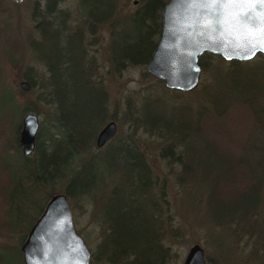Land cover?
Returning <instances> with one entry per match:
<instances>
[{
	"label": "trees",
	"instance_id": "trees-1",
	"mask_svg": "<svg viewBox=\"0 0 264 264\" xmlns=\"http://www.w3.org/2000/svg\"><path fill=\"white\" fill-rule=\"evenodd\" d=\"M42 1L44 6L39 12L35 11L36 2L33 4L31 17L40 40L30 42V47L48 77L40 84L27 70L20 78L29 89H42L37 99L44 104L53 103L61 108L65 95H85L87 116L84 123L95 125L74 136L54 123L55 132L46 129L44 141L41 129H37L34 147L24 156L17 144L19 117L37 113V108L31 103L19 105L14 91L0 85V127L4 129L0 135L5 133L7 138L0 146V230L17 233L22 230L21 223L27 220L24 234L47 200L42 194L43 189L52 191L53 184L64 179L62 190L66 197L89 196L92 195L89 187L99 178L95 173L99 164L81 163L78 166L73 161L80 150L92 142L95 146V131L105 119L108 100L105 90L90 79V70L84 62L82 36L85 32L92 35L106 26L111 40L109 60L112 66L116 69L126 65L143 66L157 38L159 12L166 0H137L135 9L123 18L117 16L115 0H78L77 11L83 23L74 28L65 25L71 18L69 12L58 8L62 0ZM214 57L220 58L210 53L199 57L202 71L208 69ZM254 58L260 62L255 61L253 68L245 67L253 60H232L227 62L228 71L210 75L211 83L200 90L203 102L194 111L188 102L167 107L166 99L146 93L137 106L127 99L125 114L129 127L142 128L169 141L162 154L168 155L170 168L179 167L178 180L205 195L206 215L211 223L223 227L234 224L236 233L254 232L257 233L256 241H260L264 239V216L261 219L257 213L264 204V73L256 70L264 64V57L256 55ZM142 76L174 96L184 93L165 88L146 71ZM64 79L73 83L67 85ZM236 107H239L237 112L227 118V129L237 128L244 134L238 140L236 136L229 141L225 138L222 144L230 145L228 151L232 150L227 153L222 148L224 145H218L219 139L215 141L204 136L202 117L220 118L229 108ZM105 145L107 154L113 152L117 160H121L120 176L116 186L111 188L106 205L100 209L99 222L106 227V232L89 262L169 264L166 251L159 242L162 224L156 217L161 210L162 198L149 192L153 184L150 167L129 141L115 140L113 135L101 147ZM14 155L19 157V162L14 160ZM148 207L152 209L149 218L157 229L145 227L150 226L143 214ZM24 234L21 240H24ZM4 247L9 246L1 245L0 249ZM16 250L21 264L20 252Z\"/></svg>",
	"mask_w": 264,
	"mask_h": 264
},
{
	"label": "rangeland",
	"instance_id": "rangeland-1",
	"mask_svg": "<svg viewBox=\"0 0 264 264\" xmlns=\"http://www.w3.org/2000/svg\"><path fill=\"white\" fill-rule=\"evenodd\" d=\"M115 1L117 16L122 18L129 15L137 6V0ZM35 2V11L39 12L44 6L42 0H20L18 2L0 0V85L14 91L19 105L31 103L37 108V113L33 114L37 116L38 131L40 129L42 131V141L46 140L44 137L46 129L49 132H55L54 123L56 126H61L62 131H70L74 136L76 133L82 134L90 129L91 125H95L94 123H89L88 125L84 123L87 116L83 100L85 95H65L63 97L64 102L60 108V106H56L53 103L44 104L37 99V95L42 89L35 87L34 89L22 90L19 87V82L22 81L20 75L24 71L29 70L28 72L40 84L45 82L48 77L44 73L42 63L37 59L36 53L30 47V42L40 40L38 31L34 28L35 21L31 17ZM77 2L78 0H62L58 5L60 10L67 11L70 14L69 18L71 19H67L65 24L67 28H74V26L80 25V22H82L81 16L77 11ZM82 39V45L85 48L84 62L86 69L90 70V79L105 90L108 98L105 119L95 131V137L105 123L114 121L116 125L115 140L129 141L132 147L143 155L145 162L150 167V177L153 184L149 192L155 196H160V199L162 198L161 210L157 212L158 215L156 217L159 218L160 224H162L163 233L159 242L166 251L169 264H182L187 249L192 244H198L201 247L205 264L264 263V239L261 238L260 241H256L257 233L254 234V232L245 231L238 234L233 230L235 229L233 227L234 224L230 227H223L211 223L206 215L205 195L199 194L198 191L195 192L194 188L183 180H178L179 167L173 166V169L170 168L167 163L168 155L162 154L163 148L169 141H164L156 133H148L142 128L133 129L129 127L126 119L127 114H125V101L127 99L132 100L137 106L141 97L145 96L146 93L163 97L166 99L167 107L188 102L194 111L203 102L200 98V90L211 83L210 75L217 76L220 71L222 73L228 71L230 66L227 65V62L221 58H212L205 72L200 67L197 86L189 92L182 93L180 96H174L170 92L163 91L159 84L153 83L149 78H142L145 65H126L123 69H116L112 66L109 60L111 40L106 26L101 27L92 35L85 32ZM251 60L253 61L245 64V67H249L248 69L254 67L253 63L255 61L260 62L258 58H252ZM259 66L256 71L264 73V64L261 63ZM240 68L243 67L241 66ZM71 81L69 79L63 80L67 85L73 83ZM238 108H233V110L229 108L225 115L220 118L202 117L204 136L210 140L219 139L218 145H224L222 148L227 153L232 150L228 151L230 145L222 144L225 142V138L229 141L236 136V140H238L244 134L237 128L227 129L229 126L227 118L236 113ZM22 117V115L19 117L20 122ZM2 131L4 129L0 127V132ZM6 141L5 133L0 135V146ZM233 142L237 143L236 141ZM105 147L106 145L96 148L92 142L89 147L80 150L78 155L74 156L75 159H73L78 166L81 163H88L89 165L99 164L95 170L97 176L99 174V178L89 187L92 195H84L77 198L65 196L70 208L74 229L86 244L90 256L97 253L98 245L106 232V227L99 222L100 209L106 205L111 188L116 186L120 176L121 160H117L113 152L107 154L104 151ZM91 155L94 156L92 157ZM97 156L99 157V159L97 158L99 163L95 161ZM14 160L16 162L20 161L17 155H14ZM74 167L76 166L74 165ZM64 183V179L57 180L53 184L52 191L49 188L50 191L43 189L42 194H45L44 196L47 200L52 194H64L62 190ZM151 211L152 209L148 207L143 212L147 223L150 225L145 227L157 229L155 223L149 218ZM258 212L260 218L264 216L262 214L264 212V204H261ZM26 224L27 220L21 223L22 230L17 233L0 230V246H9L0 249V264L20 263L16 249L20 252V245L23 242L21 236L24 234ZM27 232H25V236ZM89 264L92 263L89 262Z\"/></svg>",
	"mask_w": 264,
	"mask_h": 264
},
{
	"label": "water",
	"instance_id": "water-1",
	"mask_svg": "<svg viewBox=\"0 0 264 264\" xmlns=\"http://www.w3.org/2000/svg\"><path fill=\"white\" fill-rule=\"evenodd\" d=\"M250 10L259 15L264 8L259 0L226 6L216 4L213 7L194 0H167L159 12V32L145 63V71L167 89L189 92L197 86L200 74L198 59L204 53L217 55L226 62H246L256 55L264 57V51L253 46L256 30L237 19ZM19 87L29 89L23 80ZM37 129V116L24 114L17 140L22 155L32 151ZM115 130L114 121L105 123L96 134L95 146L105 144ZM20 252L22 264H89V251L74 229L64 194L49 196L21 243ZM182 264H205L198 244L187 249Z\"/></svg>",
	"mask_w": 264,
	"mask_h": 264
},
{
	"label": "snow or ice",
	"instance_id": "snow-or-ice-1",
	"mask_svg": "<svg viewBox=\"0 0 264 264\" xmlns=\"http://www.w3.org/2000/svg\"><path fill=\"white\" fill-rule=\"evenodd\" d=\"M195 3H200L205 6L213 7L216 4L226 6L228 4H233L237 2L250 3L251 0H194ZM259 4L264 8V0H259ZM237 19L242 20L245 24L250 25L257 32V35L254 37L255 44L254 47H258L259 50L264 51V11H261L259 15L253 14L250 10L245 13L243 16L238 17ZM253 54H255L253 52ZM231 58V57H229ZM243 58L250 59V56H244Z\"/></svg>",
	"mask_w": 264,
	"mask_h": 264
}]
</instances>
